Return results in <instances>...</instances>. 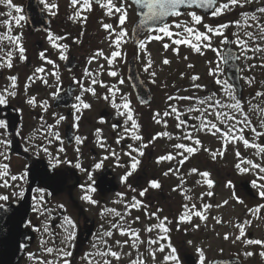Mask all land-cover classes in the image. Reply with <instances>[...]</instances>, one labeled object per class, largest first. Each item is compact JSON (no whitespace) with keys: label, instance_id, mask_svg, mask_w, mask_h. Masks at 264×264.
I'll return each mask as SVG.
<instances>
[{"label":"flooded vegetation","instance_id":"obj_1","mask_svg":"<svg viewBox=\"0 0 264 264\" xmlns=\"http://www.w3.org/2000/svg\"><path fill=\"white\" fill-rule=\"evenodd\" d=\"M36 2L39 10L32 18L27 0H11V4L0 0V98L6 101L0 104V121L5 122V127H0V196L8 197L6 201L0 200V210L24 199L30 167L44 160L47 165L41 166L40 179L32 188L30 217L25 227L31 236L27 246L22 247L18 264H115L131 245L132 238H136L132 231L122 227V204L132 221H145L148 225L155 217H162V222L179 226L199 211L197 190L202 183L201 166L210 169L208 174H213L214 180L209 175L206 179L212 184L216 181L226 184L234 173L225 172L219 162L207 166L203 161L199 167L197 147L201 146V132L197 131V121L188 130L182 129V137L174 141L167 139L165 146L161 143V133L179 134L173 129L168 114L175 110L183 115L182 109L189 107L192 98L176 94L177 90L173 89L178 87L179 72L184 74L178 59L172 66L170 63L166 66L167 75L159 92L152 89L153 101L139 105L137 110L146 123L137 122L132 108L121 112L122 116L107 105V102H116V97L109 95L118 82L126 85L120 96L123 101L126 97L135 98L127 64L133 53L139 61L140 48L133 45L132 27L139 17L138 4L143 0L139 3L113 0L114 5L127 13L123 24L120 12L113 8L109 14L107 0H90L91 10L83 12L80 11L82 0L76 5L72 0ZM228 2L217 0L215 7ZM182 9L176 11L179 14L170 15L163 25L149 29L142 38L155 40L153 37L161 36L160 40L164 41H184L198 33L209 36L208 28L212 25V34L220 32L221 40L218 37L212 41L214 54H210L221 53L223 60L222 43L229 36L234 40L239 35L240 45L248 52L254 51V41L264 36V12L261 11L264 0H239L216 15L214 10L204 15L190 5ZM193 12L207 23L199 27L191 16ZM21 16L23 20H19ZM106 24L112 28L106 29ZM164 26L169 28L171 36L159 31ZM117 33H126L119 37V45ZM113 52L121 55L114 57ZM62 55L67 58L62 59ZM117 60L118 65L114 63ZM213 67L225 72V64L220 61ZM41 68L43 71H38ZM140 69L148 80L143 68ZM113 71L116 75L110 74ZM218 85L227 89L226 98L233 101L231 82L222 76L215 91ZM61 95L64 96L60 98ZM162 98L165 102L167 99V104L161 102ZM33 99L35 102L29 103ZM178 100L185 104L179 105ZM84 104L89 107L85 108ZM231 109L229 102L226 118L231 115ZM129 113L132 120L128 119ZM185 115L187 119L189 113ZM133 120L139 126L136 129L132 128ZM155 121L163 122L166 128L155 127ZM185 131L189 134L187 139ZM136 135L142 139H134ZM180 139L184 148L175 147ZM187 147L195 151L189 153ZM169 154H180V159L173 162L160 159ZM135 161L138 164L133 170ZM100 179H107L108 186L101 187ZM242 179H234L236 191L243 192L239 184ZM153 180L159 183L158 188L151 187ZM145 189V194L140 195ZM243 195L250 202L264 200L260 194L256 198L245 192ZM86 196L90 199H85ZM220 219L222 226L229 230L244 222L240 217ZM0 238L6 239L4 223L0 224ZM176 248L180 253L186 252L181 244ZM112 252L119 258L112 256Z\"/></svg>","mask_w":264,"mask_h":264},{"label":"rangeland","instance_id":"obj_2","mask_svg":"<svg viewBox=\"0 0 264 264\" xmlns=\"http://www.w3.org/2000/svg\"><path fill=\"white\" fill-rule=\"evenodd\" d=\"M205 23L207 22L201 20L198 25L201 27ZM209 28L213 29L212 25ZM212 33L213 31L210 32L209 39L206 40L201 39L200 41H196L195 38L186 40L197 45L200 51H196L195 47L190 46L189 43L184 44L183 48V46L179 45L180 43H175L176 40H154L150 42L149 39H145L142 43L143 47H140L138 65L139 68H143L148 78L147 82L152 86L153 91H159V86H161L163 79L167 75L166 66L169 63L172 66L178 59L182 69L184 68L183 71L185 73L180 75V71L177 76L179 81L178 87L173 89L177 90L176 94L192 98L189 101V107L182 109L183 115H179L176 111L168 114L169 121L175 127L173 129L179 132V134L171 135V132H169L168 135L161 136V143L165 146L168 144L167 139L174 141L182 137V129L192 127V124L197 121L199 123L197 131L201 132L199 135L201 146L197 147V159L201 162L199 167L203 164V161L207 162V166L219 162L223 164L221 166L224 167L223 170L225 172L230 170L234 173V176L228 183L223 184L216 181L215 184L209 186L206 177L202 174L205 172L209 173L210 169H205L201 166L200 173L202 178L200 179H202V183L197 190V201L200 206L199 212L206 219L195 215L189 221L180 222L182 226L186 227V233L183 237L185 238V242L181 243L182 247H185L196 255L198 264H202V262L203 264H209L216 257L229 255L241 256L245 264H264V200L261 202H250L243 195V192L236 191L237 189L234 187V179L242 177L252 182L257 194L264 191V188L261 187V185H264V171H261V169H264V151H262L264 148L260 145L261 142L258 139L259 133L253 128V125L256 126L258 124L261 127L260 132L264 133V99H261L257 105L259 112L257 108L254 111H250L251 115H253V120L246 115L243 116L240 123V120L230 115L226 123H223L227 115L225 113L226 104L234 102V99L232 101L226 98L227 91L221 88L217 91L214 89L223 73L221 70H216L217 68L213 67V64L221 61V53L217 52L214 56L212 55L207 58L212 40L218 37L221 40L220 32L217 34ZM241 42L242 40L239 35L234 37V43L241 48L243 83L246 87L251 82L247 80L251 79L249 76L251 72L243 74V71H250V60L261 69V73L264 72V36L260 40L254 41L252 48L255 52L253 51L254 54L252 56H246L247 59L243 57L247 51L242 48ZM225 43L226 40L223 41V46L226 45ZM164 45L168 46L165 48ZM180 46L181 49L178 50ZM121 57L124 58L123 55ZM165 59L169 63H163ZM149 61H151L150 68L148 67ZM117 62L118 60L114 63L116 64ZM113 72L115 73L116 71ZM152 73H155V75H152ZM125 87L126 85L120 82L112 86L109 96H115L116 102L110 101L111 103L108 104L107 102V105L112 106L113 111H116L119 115L128 112L131 107L132 116L134 112L137 122L142 125L145 120L139 115L137 110L139 105L134 98L129 97L125 99L129 104V108L123 111L124 104L120 96L121 91ZM235 92L233 89V97H235ZM261 92L264 95V87L261 89ZM161 102L167 104V99L165 102V99L162 98ZM212 102L217 104V109L212 110L210 108ZM177 103L181 106L185 104L184 101L180 100ZM189 110H191V114ZM186 111L189 113V117L184 119ZM155 122V127L158 125L166 128L163 122ZM219 126H222L224 129H219ZM184 135L186 139L189 137L185 132ZM245 140L248 141L247 144L244 143ZM182 142L183 139H180L179 143L183 144ZM200 153L203 155V159H201ZM221 153L223 154L221 155ZM172 157V159L167 160L169 162L178 161L180 154L173 155ZM208 178L214 180L213 174H209ZM124 201L125 199L122 200V202ZM205 205H211V207L205 210ZM126 212L125 206L122 204L120 212L122 214V227L125 226L128 232L129 230L132 231L136 238H132L131 245L127 246L124 250L125 252H123L121 258L115 264H183L182 257L177 256V253L173 252L175 248L170 242L171 234L168 233L169 231L165 232L163 230L165 223L159 217L154 219L151 231H149V228L144 223H138V220L132 221ZM238 217L244 219L243 235H241L240 227H234L229 230L226 229L227 227L222 226L220 222V218H232L236 220ZM133 222H135L134 225ZM159 225H163V227H159ZM226 235L227 239H225ZM237 236H240V239H237ZM248 240H258L261 243L249 244L247 243ZM247 253H252V255H247ZM172 256L178 259H170Z\"/></svg>","mask_w":264,"mask_h":264},{"label":"water","instance_id":"obj_3","mask_svg":"<svg viewBox=\"0 0 264 264\" xmlns=\"http://www.w3.org/2000/svg\"><path fill=\"white\" fill-rule=\"evenodd\" d=\"M37 0H28V10L29 16L34 18V13L39 10L37 5ZM98 1V0H97ZM198 7L204 13H211L215 6H204L201 7L199 3H190L179 5L177 10H183L182 7L187 6ZM139 7V19L135 23L132 32V39L134 44L137 45L142 35L149 29L157 25L163 24L169 15L162 17L159 20L153 21L146 18L148 9L143 6V2L138 4ZM176 10V11H177ZM171 15V14H170ZM227 47L223 54H225V61L227 65V74L232 82L235 84L239 91V96H242L243 86L240 79V65L237 61V51L231 46V38L227 43ZM128 77L135 89L136 95L141 103H150L152 101V93L141 78L136 62V56H132L128 63ZM64 95H61L62 98ZM45 164L42 160L36 162L33 167L30 168L29 172V188L27 190L26 196L20 202L13 203L0 210V224L6 227V239L2 240L0 238V264H18L21 256V246L27 245V238L29 233L25 232V226L29 219L31 210V190L35 183L40 179L39 170ZM108 180L104 181L100 179L99 183L101 187L108 186ZM242 187L245 188L247 193L254 195L249 182H242ZM185 261L187 264H197L196 258L192 254L185 255ZM212 264H242L241 260L236 257L216 259Z\"/></svg>","mask_w":264,"mask_h":264},{"label":"snow or ice","instance_id":"obj_4","mask_svg":"<svg viewBox=\"0 0 264 264\" xmlns=\"http://www.w3.org/2000/svg\"><path fill=\"white\" fill-rule=\"evenodd\" d=\"M78 2H80V0H72V3L73 5H76ZM135 2L139 3L140 0H135ZM8 3L11 4V0H8ZM190 3H199L201 7H204V6H215L216 3H217V0H143V6L146 7L148 9V12L146 14V18L148 20H153V21H156V20H159L161 19L162 17L166 16V15H170V14H179L178 12H176L177 8L179 5H183V4H190ZM239 3V0H229L228 3H224V4H221L219 7H214V11H213V15H216L218 13H222L223 10H226L229 8L230 4L231 5H235V4H238ZM101 6H104V5H101ZM107 6H108V12L109 14H112V11H113V8L115 9L116 12H120L121 13V16H120V23L123 24L124 23V19L127 15V13L125 11H123L120 7H117L116 5L113 4V0H107ZM91 3H90V0H82V6H81V12L83 11H86V10H91ZM17 11H19V9H17ZM262 12H264V9H261ZM191 16L193 17V19L195 20L196 23H200L201 20H202V17L200 15H197L195 12L191 13ZM19 20H23V17H19ZM104 27L106 29H111L112 28V25L110 24H106L104 25ZM159 31L161 33H164V34H167L168 36H171L172 33L171 31L169 30V28L167 26H164V27H161L159 29ZM187 31L189 33H193V29L191 28H188ZM208 31L209 32H212L213 29L212 28H208ZM126 33H117V40H116V43L117 45H119L121 43V40L119 39L120 36L122 35H125ZM162 37L161 36H155L153 37V39L155 40H160ZM8 39H13L12 37H8ZM57 39H59L57 37ZM195 39L196 41H200L201 39H209V37H207L204 33H198V34H195ZM175 43L179 44V43H189L190 46H193L195 47L196 51H200L199 47L197 45H194L192 44L191 41H181V40H176ZM143 47V45H141ZM168 45H164V47L166 48ZM66 47V46H65ZM19 51L21 53H23L24 49L23 47H20ZM99 54H102V53H99ZM112 55L115 57V56H119L121 55L120 52H113ZM62 59H66L67 57L65 56H61ZM163 63L167 64L169 63V61L167 59H165L163 61ZM9 67L11 66V63H9L8 65ZM148 67L150 68L151 67V61H149L148 63ZM147 70V69H146ZM38 71H43V69H38ZM112 75H116V73H112ZM152 75H155V73H152ZM198 78V77H197ZM15 79V78H13ZM231 86L229 85L228 88H230ZM227 91V89H226ZM107 99V97H105ZM79 99V97L77 98ZM34 99L33 100H30L29 103H34ZM3 103H6L5 99L3 98H0V104H3ZM219 103V102H217ZM115 106V104H114ZM239 105L237 104L236 107H238ZM84 107L85 108H88L89 105L88 104H84ZM124 108H129V104L126 102L124 105H123ZM175 111V110H174ZM167 114V113H166ZM61 119H63V117H61ZM128 119L129 120H132V116L131 114L129 113L128 115ZM0 127H5V122L4 121H0ZM139 126L136 124V122L133 120L132 121V128L133 129H136L138 128ZM213 127H215V125H213ZM127 131V129H126ZM161 135H168V133H161ZM134 139H137V140H140L142 139V137H140L139 135H136L133 137ZM197 143H199V141H197ZM245 144L248 143L247 140L244 141ZM131 147V146H130ZM175 147L177 148H184L185 145L183 144H178V145H175ZM136 151H140L139 149H136ZM187 152L189 153H192L195 151V149L193 147H187L186 149ZM262 151H264V149H262ZM141 155H143V152L141 151L140 153ZM223 153H221L222 155ZM215 155V154H213ZM173 157L169 154L167 156H163L161 157L160 159H172ZM137 164H138V161H135L132 163V169L135 170L136 167H137ZM79 167V165H77ZM6 167V166H5ZM96 167H100V165L98 164ZM193 171H197L196 169H193ZM261 171H264V169H261ZM131 173H129L130 175ZM167 175V173H165ZM203 176L207 177L209 174L207 172L203 173L202 174ZM12 179H16V177H12ZM91 179V177H90ZM125 180H127V176L124 177ZM208 184L209 186L212 185V181L211 180H208ZM160 185L157 181L153 180L151 182V187L152 188H158ZM262 188H264V185H261ZM145 191H147L146 189L144 191H142L140 193V195H144L145 194ZM209 195H211V193H209ZM260 195L262 197H264V191H261L260 192ZM85 199H90V197H85ZM0 200H8V197L7 196H0ZM93 203H95V201H91ZM242 202V201H241ZM138 203V202H137ZM227 203V202H225ZM133 207H135L136 205L133 204L132 205ZM193 207H195V205H193ZM211 207V205H205L204 206V209L207 210V208ZM195 215L197 216H200L202 219H206L205 216L202 215L201 212L197 211L195 213ZM166 219V218H165ZM247 223V222H246ZM159 227H163V225H159ZM238 227H240L241 229V235H243V225H238ZM149 231H151V228L148 229ZM165 232L168 231L167 228H164L163 229ZM108 235H111V233H108ZM227 235L225 236V239H227ZM237 239H240V236H237ZM247 243L249 244H260L261 241H258V240H248ZM49 251H51V249H49ZM161 251H163V249H161ZM173 252H175V249H173ZM71 253H66L65 255H70ZM112 256L114 257H118V254L116 252H112L111 253ZM247 255H252V253H247ZM170 259H173V260H176L178 259L177 257L175 256H172L170 257ZM65 264H67V262H65ZM203 264V262H202Z\"/></svg>","mask_w":264,"mask_h":264},{"label":"trees","instance_id":"obj_5","mask_svg":"<svg viewBox=\"0 0 264 264\" xmlns=\"http://www.w3.org/2000/svg\"><path fill=\"white\" fill-rule=\"evenodd\" d=\"M252 96H253V98H254V95H253V94H252ZM238 103L243 104V103H244V100H242V101H238Z\"/></svg>","mask_w":264,"mask_h":264}]
</instances>
